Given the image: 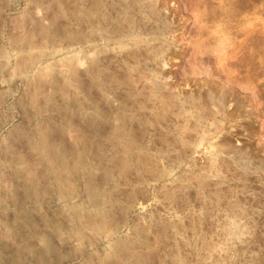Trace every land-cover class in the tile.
Segmentation results:
<instances>
[{
	"label": "rangeland",
	"instance_id": "374dc122",
	"mask_svg": "<svg viewBox=\"0 0 264 264\" xmlns=\"http://www.w3.org/2000/svg\"><path fill=\"white\" fill-rule=\"evenodd\" d=\"M0 264H264V0H0Z\"/></svg>",
	"mask_w": 264,
	"mask_h": 264
}]
</instances>
